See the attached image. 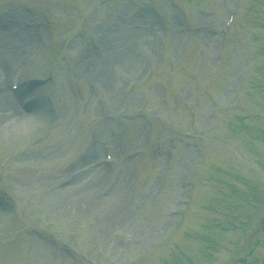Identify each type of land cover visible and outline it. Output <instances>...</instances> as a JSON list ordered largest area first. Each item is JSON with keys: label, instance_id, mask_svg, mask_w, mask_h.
<instances>
[{"label": "rangeland", "instance_id": "obj_1", "mask_svg": "<svg viewBox=\"0 0 264 264\" xmlns=\"http://www.w3.org/2000/svg\"><path fill=\"white\" fill-rule=\"evenodd\" d=\"M236 1L0 0V93L23 69L53 108L0 111V264H264V0Z\"/></svg>", "mask_w": 264, "mask_h": 264}, {"label": "bare ground", "instance_id": "obj_2", "mask_svg": "<svg viewBox=\"0 0 264 264\" xmlns=\"http://www.w3.org/2000/svg\"><path fill=\"white\" fill-rule=\"evenodd\" d=\"M145 16H146V14L144 15V17ZM131 18L134 19V14H132V16L130 17V19ZM174 19H176V18H174ZM174 35L177 37L180 34L176 31ZM10 39L11 38H9L8 40H6L7 43H8V45L10 44V47L9 48H12V50H15L16 49V51H17L18 50V43L15 42V40H13V39L10 40ZM24 40H27V38L24 37ZM145 41H146V43H147L148 46H151V42L147 41V38H145ZM124 56H125V54L121 55L120 58L123 59ZM0 59H2V57H0ZM4 60L5 59H3V61ZM5 68L6 69H4V72L6 73L8 71V69H9V66L8 67L6 66ZM1 70L3 71V69H1ZM20 76H19V80H20ZM3 82H4L3 84H5V79H3ZM21 84L23 85V87L27 91L30 90L31 88H33L32 89V92L33 93H35V92L38 91V88L36 87V85H31V84H29L27 81H25L23 79L21 80ZM7 87H8V85H7ZM14 95H15V93H14ZM25 96H28L30 98L29 103H27V105L29 106L30 105V102L33 100V97L35 95L33 96V94L27 93L23 97H25ZM13 101L14 100H13V97H11L10 91L8 89L3 88L2 91H1V93H0V111L2 113H4V114H7V115L8 114H11V113L13 114L12 116L17 115L16 121H13L14 122V124H13L14 127L17 128L16 131L23 132V133H28V130L30 129V125L29 124H31V123H29L30 120H31V118H30L31 116L29 114L21 111L17 106H14V102ZM47 105H48L47 102L45 103V101L40 100V104L38 105V107L41 106V107L45 108ZM14 127H13V129H14ZM8 128L9 127H6L5 130L3 132H1L0 134H2V136H5L6 130ZM7 132H9V130ZM81 162H80L79 166H82L83 164H86L87 165L88 163H89L88 165H90L91 162H92V160H90V158H88V155L85 153L84 156H83V159L81 160ZM89 182H91V180ZM86 184H88V183H86ZM82 186L76 185V188H81ZM84 187H85V185L82 187V189ZM95 191H96L95 188L89 189L88 191H86V192H89L88 193L89 195H92V198L89 201L90 205L91 204L92 205L93 204L95 205L96 203H98L99 201H96V199H99L100 198L99 200H101V199H103V197H106L108 195V191L109 190L108 189L105 190V192H103L102 194H97V193H95ZM94 195L96 196L95 198H94Z\"/></svg>", "mask_w": 264, "mask_h": 264}]
</instances>
